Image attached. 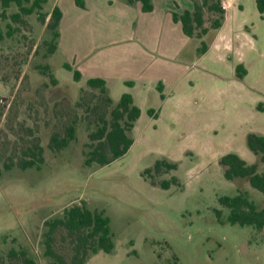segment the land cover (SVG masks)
<instances>
[{
    "label": "rangeland",
    "instance_id": "1",
    "mask_svg": "<svg viewBox=\"0 0 264 264\" xmlns=\"http://www.w3.org/2000/svg\"><path fill=\"white\" fill-rule=\"evenodd\" d=\"M57 1L44 0L42 11L52 10ZM243 4L241 12L230 9L229 14L263 30L252 47L236 38L228 50L199 56V39L185 34L172 38L166 62L179 64L184 76H194L195 88L175 90L165 105L157 91L137 99L143 113L130 131L133 144L103 166H86L84 159L98 142L90 134L102 119L111 118L116 100L85 79L73 80L72 71L62 66L65 55L49 52L52 30L36 12L16 22L11 19L18 11L15 4L4 15L0 7V168L12 164L0 177V264H20L19 257L9 256L12 248L26 249L37 264H51L44 254L46 222L74 205L102 211L114 240L111 252H98L85 264H264V228L227 222L229 209L219 202L221 196L246 190L258 208L264 207V194L245 178L227 180L218 162L229 148L246 145L236 133L258 123L250 103L255 95L264 99V23L256 22L255 3ZM217 16L205 9L204 25ZM159 50L157 43L154 54ZM238 61L251 65L242 79L234 78ZM200 70L204 74L199 77ZM150 107L160 109L158 120L147 114ZM70 126L76 138L65 147H50L51 136L67 137ZM34 142L44 149V163L40 169H21L17 162L28 157ZM106 153L111 156L108 148ZM158 159L177 167L151 172L153 179L175 176L179 184L163 189L141 174ZM51 238L52 250L69 263L74 236L58 226Z\"/></svg>",
    "mask_w": 264,
    "mask_h": 264
},
{
    "label": "crops",
    "instance_id": "2",
    "mask_svg": "<svg viewBox=\"0 0 264 264\" xmlns=\"http://www.w3.org/2000/svg\"><path fill=\"white\" fill-rule=\"evenodd\" d=\"M220 1L225 9L222 25L219 28H211L214 31L209 29L201 38L195 37L200 41L197 48L202 40L207 45L206 51L201 54L196 48V54L199 56H204L212 50H228L233 47L236 38H243L242 41L252 47L263 33V30H258L253 23L238 22L229 14L230 9L241 12L244 1H247L249 5L254 3L256 5V0ZM151 2L153 9L145 12L142 11V3L139 0H134L132 3L127 0H111V2L110 0H83V7L78 6L75 0L73 3L70 0H58L55 6L59 7L62 15L57 28L59 37L54 53L61 52L65 55L66 60L62 62V65L67 62L80 71L79 81L90 77L103 78L107 91L116 101L123 92H129L133 102L139 106L137 99L142 101L152 90L157 91L158 98L165 105L169 102L170 94L175 90L186 91L195 88L194 76L185 74L186 78H184L179 64L172 65L166 62V53L170 49L172 38L185 34L181 23L173 21L172 12L181 13L185 9L192 10L193 1L151 0ZM50 12L51 10L48 11ZM255 18L258 24L264 23V13L260 14L258 11ZM206 38H208L207 41ZM127 39H133L135 42L129 45ZM157 43L160 48L159 55L153 52ZM227 43L229 45L226 46ZM178 49L180 50L181 47ZM157 57L161 58L159 62ZM238 64H242L246 69L243 77H247L250 74L251 65H245L240 61L236 63ZM203 74V70L198 71L199 77ZM234 78L242 79L238 78L235 72ZM125 81H132L133 85L127 86ZM158 85L162 87V92L159 91ZM161 93L164 95L163 98L160 96ZM250 104H252L250 109L254 111L253 114L251 113L253 120L255 119L258 123L236 133L240 140L243 139L242 137L245 138V143L248 133L264 135V110L258 107V105L264 107V99L262 96L255 95L253 103ZM148 109H152L153 113L147 114L158 120L160 109L155 110L151 107ZM140 111L139 118L142 117V108ZM228 152L236 153L247 163L258 161V156L243 142L239 143L237 148H229L224 154Z\"/></svg>",
    "mask_w": 264,
    "mask_h": 264
},
{
    "label": "trees",
    "instance_id": "3",
    "mask_svg": "<svg viewBox=\"0 0 264 264\" xmlns=\"http://www.w3.org/2000/svg\"><path fill=\"white\" fill-rule=\"evenodd\" d=\"M132 3L134 0H127ZM142 3V11H151L153 4L151 0H139ZM193 1V9H185L181 13L172 12V19L175 22H180L185 35L189 37L201 38L210 28H219L222 25L224 18V8L220 0H197ZM44 0H0L1 14L4 15L5 10L15 4L18 11L11 14V19L16 22L22 21V15H30L37 13L38 19L46 27L52 30V36L48 41L49 52L54 53L57 47V39L59 37L58 24L62 15L58 6H54L50 13L43 12ZM111 2V0H110ZM78 6L83 7V0H75ZM256 6L260 14L264 13V0H256ZM214 11L218 14L216 18L205 26L204 10ZM48 20V21H46ZM10 29V26H9ZM10 35L11 32L7 31ZM3 38V33L0 28V39ZM207 49L206 43L202 40L201 45L197 48L199 54L204 53ZM63 68L72 71L74 81H79L81 73L77 68H73L70 63H63ZM43 69L48 68V65H43ZM235 73L238 78H243L246 74V69L242 64L235 67ZM50 79L56 83L53 75L50 74ZM86 84L92 88H98L101 92L107 93L105 80L100 77H90L86 80ZM125 85L132 86V81H125ZM158 89L162 92V87L158 85ZM161 98L164 95L161 93ZM109 102L112 100L109 98ZM260 110H264L263 106L258 105ZM140 108L133 102V97L129 92H123L119 99L115 102L111 110V118L109 120L102 119L101 125L96 131L90 134L92 140H98L92 149L86 152L84 164L86 166L96 162L100 166L109 164L113 160L122 157L133 143V138L130 131L135 125L136 120L140 116ZM147 113L151 115L152 109H148ZM129 133V134H128ZM75 128L70 126L67 128V137L58 139L57 135H52L50 139V147H65L69 139H75ZM246 144L248 148L259 157V160L254 163H247L239 155L233 152H228L219 158V164L224 169V177L227 180L236 178H245L249 184L264 194V168L260 169V164L264 167V135L256 133H248L246 136ZM106 148L111 152L108 157ZM44 149L37 142L32 143L28 148L27 158L18 160L17 164L21 169L34 167L40 169L44 163ZM12 164H4L3 169L0 168V177L3 171L11 169ZM175 162H169L165 159H158L152 167H147L142 171V175L150 180V183L155 186H160L163 189H168L171 184H179L177 177L171 176L169 179H162L159 182L153 179L151 172L160 173L163 168L166 170L176 169ZM219 202L222 206L229 209L226 221L231 224L251 225L254 228H264V207L258 208L254 200H252L246 190L237 191L234 196H221ZM220 218V211L217 212ZM221 219V218H220ZM223 222V220H221ZM49 226L45 239V256L52 259L51 264H85L92 255L98 252H111L114 248V240L112 238L109 227V218L102 211L91 210L83 205H74L66 208L63 215L55 218L52 221H47ZM58 226H63L68 233L75 238L74 253L69 263L65 262L62 257L51 248V234ZM9 256H16L20 259V264H37L35 259L28 255L26 249L20 250L10 249Z\"/></svg>",
    "mask_w": 264,
    "mask_h": 264
},
{
    "label": "built area",
    "instance_id": "4",
    "mask_svg": "<svg viewBox=\"0 0 264 264\" xmlns=\"http://www.w3.org/2000/svg\"><path fill=\"white\" fill-rule=\"evenodd\" d=\"M222 7H223V5H222Z\"/></svg>",
    "mask_w": 264,
    "mask_h": 264
}]
</instances>
